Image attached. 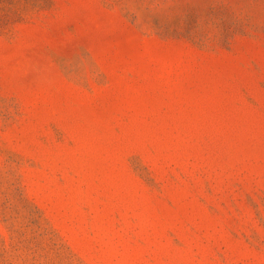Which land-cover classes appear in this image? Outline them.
I'll return each instance as SVG.
<instances>
[{
  "label": "rangeland",
  "instance_id": "374dc122",
  "mask_svg": "<svg viewBox=\"0 0 264 264\" xmlns=\"http://www.w3.org/2000/svg\"><path fill=\"white\" fill-rule=\"evenodd\" d=\"M0 264H264V0H0Z\"/></svg>",
  "mask_w": 264,
  "mask_h": 264
}]
</instances>
